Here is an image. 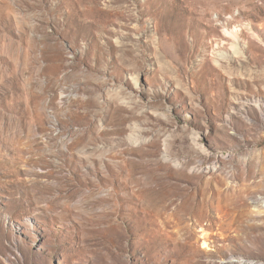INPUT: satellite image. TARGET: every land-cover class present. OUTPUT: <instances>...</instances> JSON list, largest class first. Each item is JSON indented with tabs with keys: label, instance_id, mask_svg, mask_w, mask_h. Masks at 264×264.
<instances>
[{
	"label": "rangeland",
	"instance_id": "rangeland-1",
	"mask_svg": "<svg viewBox=\"0 0 264 264\" xmlns=\"http://www.w3.org/2000/svg\"><path fill=\"white\" fill-rule=\"evenodd\" d=\"M0 264H264V0H0Z\"/></svg>",
	"mask_w": 264,
	"mask_h": 264
},
{
	"label": "bare ground",
	"instance_id": "bare-ground-1",
	"mask_svg": "<svg viewBox=\"0 0 264 264\" xmlns=\"http://www.w3.org/2000/svg\"><path fill=\"white\" fill-rule=\"evenodd\" d=\"M231 36H233V35H231ZM232 38H235L234 36L232 37ZM238 41V40H237ZM237 45V44H236ZM9 92V91H8ZM5 93V92H4ZM5 95V94H4Z\"/></svg>",
	"mask_w": 264,
	"mask_h": 264
}]
</instances>
